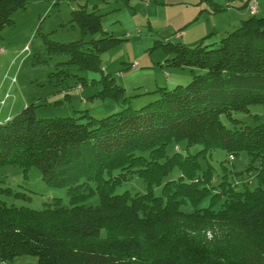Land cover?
Instances as JSON below:
<instances>
[{"label": "trees", "instance_id": "1", "mask_svg": "<svg viewBox=\"0 0 264 264\" xmlns=\"http://www.w3.org/2000/svg\"><path fill=\"white\" fill-rule=\"evenodd\" d=\"M27 3L0 0V38ZM73 21L84 34L102 31L96 11L75 10ZM118 41L46 43L48 53L69 56L60 64L99 69L101 54ZM160 45L174 53L169 65L203 72L193 70L188 84L160 88L156 100L138 109L127 106L101 118L87 111L39 118L31 103L0 122V167L36 166L45 183L66 187L70 199L69 206L55 199L43 209L0 199V260L33 255L37 264H264V122L232 129L221 120L264 105V16L251 15L219 42ZM104 78L101 94L122 97L125 89ZM181 142L202 149L167 153ZM217 149L233 158L246 153L247 170L257 169V187L237 189L223 180L216 191L213 169L200 172V158ZM175 170L177 177L167 179ZM135 174L146 192L116 193ZM11 190L0 185V194ZM95 195L99 204L86 205ZM209 197L213 203L199 207Z\"/></svg>", "mask_w": 264, "mask_h": 264}, {"label": "rangeland", "instance_id": "2", "mask_svg": "<svg viewBox=\"0 0 264 264\" xmlns=\"http://www.w3.org/2000/svg\"><path fill=\"white\" fill-rule=\"evenodd\" d=\"M248 0H27L25 9L13 13L14 24L6 26L0 38V122L13 116L25 106L38 105L39 118L73 116L85 111L101 118L131 106L141 108L156 100L160 88H174L188 84L194 67H176L167 63L174 56L160 45L163 42H181L189 47L219 42L228 33L239 28L251 14ZM259 2L258 17L264 16V0ZM218 8H217V7ZM84 8L101 15L102 31L83 33L73 21V12ZM113 36L119 41L100 56L99 69H85L77 64H60L69 61L66 54H50L47 43L89 41ZM68 68L64 72L60 69ZM58 72V73H57ZM104 76L114 78V84L123 87L122 97L104 96L107 86ZM230 128L242 125L255 126L264 122V105L252 104L245 111L221 115ZM177 149L182 153L196 154L202 146L187 143L169 145L167 153ZM200 172L213 169V186L220 191V182L227 180L237 189L258 185L257 169L247 170L250 159L246 153L230 159L224 149H217L212 156L200 158ZM223 162V163H222ZM255 166H259L258 162ZM175 170L167 179L176 178ZM0 185L12 190L0 194L8 205L43 209L59 199L69 206L66 187H54L44 182L38 167L28 171L18 165L0 167ZM124 191L146 192L144 180L134 175L123 182L116 193ZM161 187L155 188L161 194ZM223 199L214 204L218 209ZM212 202L204 199L199 207ZM86 205H98L97 195L90 197ZM193 210L190 205L183 206ZM15 264H37L33 255L16 257Z\"/></svg>", "mask_w": 264, "mask_h": 264}, {"label": "built area", "instance_id": "3", "mask_svg": "<svg viewBox=\"0 0 264 264\" xmlns=\"http://www.w3.org/2000/svg\"><path fill=\"white\" fill-rule=\"evenodd\" d=\"M247 6L249 8V12L251 13V15H255L258 13V7H259L258 1L249 0ZM230 158H233V156L231 155Z\"/></svg>", "mask_w": 264, "mask_h": 264}, {"label": "crops", "instance_id": "4", "mask_svg": "<svg viewBox=\"0 0 264 264\" xmlns=\"http://www.w3.org/2000/svg\"><path fill=\"white\" fill-rule=\"evenodd\" d=\"M258 4H259V2H258ZM247 11L249 12L248 6H247ZM249 14H251V13L249 12ZM11 117L12 116H7L4 121L10 119ZM14 262H15V260L14 261H2V260H0V264H15Z\"/></svg>", "mask_w": 264, "mask_h": 264}]
</instances>
